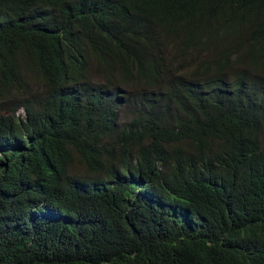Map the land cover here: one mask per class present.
Segmentation results:
<instances>
[{"label":"trees","instance_id":"1","mask_svg":"<svg viewBox=\"0 0 264 264\" xmlns=\"http://www.w3.org/2000/svg\"><path fill=\"white\" fill-rule=\"evenodd\" d=\"M103 3L122 0H0V264H264V0ZM148 18L152 42L230 52L141 94L168 116L107 133L60 67L157 73Z\"/></svg>","mask_w":264,"mask_h":264},{"label":"clouds","instance_id":"2","mask_svg":"<svg viewBox=\"0 0 264 264\" xmlns=\"http://www.w3.org/2000/svg\"><path fill=\"white\" fill-rule=\"evenodd\" d=\"M103 5L118 12H130L132 10L128 0H122L121 6H111L107 3H103ZM135 16L137 18V14ZM214 20L215 18H210V27L215 33ZM143 29L147 31L152 48L160 54L158 61L155 63L158 68L157 73L150 74L146 79L140 77L141 67L145 64H140L137 59H133L129 64L118 61L117 66L110 73L111 76L109 77L99 73L98 69L101 66V62L92 57H90L91 65L84 62H67L60 67L61 77L66 79L74 96L111 111V116L104 126L106 132L110 134H115L120 125H133L139 119L146 118L140 114V111L147 103L151 110L160 118L171 114L173 111L172 97L162 95L158 100H152L142 97L141 94L146 90L165 92L167 91L168 84L178 76H186L197 80L200 74L209 68L217 58L226 54V52H230L228 46L225 44H220L214 50L205 52L206 50L200 49L198 40L194 41L193 44H188L181 40L169 41L164 45L152 42V37L158 32V27L149 18L145 20ZM227 29H234V26L227 23L223 29V34ZM206 47L207 45H204V48ZM197 51H201L200 54L197 53V63L193 66H183L180 68L177 64L180 52L187 54ZM262 52L257 51L255 55H260ZM202 58H208V63L203 61ZM250 62V73L256 76L263 75V71L259 68L260 66L254 64L252 60ZM135 65L138 71L133 74L132 69ZM128 81L138 87L134 93L126 94V83ZM126 106H129L131 114L134 115L132 119H127L122 123L119 115L126 112Z\"/></svg>","mask_w":264,"mask_h":264},{"label":"rangeland","instance_id":"3","mask_svg":"<svg viewBox=\"0 0 264 264\" xmlns=\"http://www.w3.org/2000/svg\"><path fill=\"white\" fill-rule=\"evenodd\" d=\"M197 59H198L197 52L187 53V54L180 52V55L178 56L177 64L180 66V68L183 66L189 67L195 65L198 61ZM137 71L138 68L135 65L132 69V73L135 74L137 73ZM137 88L138 87L134 83L128 81L126 83V94L134 93L137 90ZM133 115L134 114H131V109L129 108V106H126V112L124 114H120L119 119L121 118L123 123L127 119H132Z\"/></svg>","mask_w":264,"mask_h":264}]
</instances>
